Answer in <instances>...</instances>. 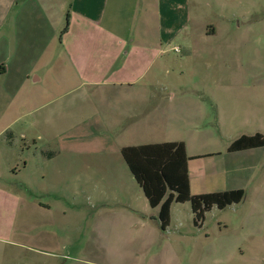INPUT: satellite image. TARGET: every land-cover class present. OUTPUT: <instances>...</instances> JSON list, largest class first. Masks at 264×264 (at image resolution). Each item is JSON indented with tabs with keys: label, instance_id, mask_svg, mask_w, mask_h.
<instances>
[{
	"label": "rangeland",
	"instance_id": "374dc122",
	"mask_svg": "<svg viewBox=\"0 0 264 264\" xmlns=\"http://www.w3.org/2000/svg\"><path fill=\"white\" fill-rule=\"evenodd\" d=\"M162 3L161 33L149 32L148 39L139 31L135 34L140 47L155 45L159 35V49H136L130 56L137 81L134 89L155 96L150 99L145 127L156 137L148 141L184 143L188 155L203 156L191 160V166L207 175L218 169L228 171L227 188L244 190L245 199L225 210L212 208L201 226L195 225L190 203L175 204L171 224L164 232L158 209L149 206L152 231L146 247L124 227L106 240L93 226L98 210L92 206L98 195L92 190L89 195L84 193V186L92 188L95 179H44L41 163L35 159L34 153L48 146L56 123L76 114L85 118L96 114L93 122L74 135L79 137L76 150L86 153L100 148L92 141L96 138L93 124L102 116L101 99L63 96L53 104L54 113L38 111L36 115L45 138L37 141L38 150L30 142L29 116L16 126L26 136L16 138L17 148L7 146L4 153L0 147V264H264V148L228 151L244 135L264 136V0ZM92 6L93 1L86 0L85 11L91 15ZM54 16L56 25L57 12ZM132 16L136 27L140 19L137 14ZM146 20L148 29L154 30L157 20L150 16ZM59 51L52 53V70L39 71L44 78L35 85L39 95L44 89L58 97L63 94ZM171 94H175L173 99L163 98ZM21 100L22 106H28L24 97ZM13 102V98L0 97V127L13 116L8 111ZM21 110L24 116L25 107ZM5 137L0 136V146ZM109 148L112 154L107 163L119 177L110 179L112 183L103 179L101 186L117 189V180L122 184L115 193L125 196L133 175L121 147ZM25 161L30 163L27 172L23 170ZM15 163L23 171L20 175L11 169Z\"/></svg>",
	"mask_w": 264,
	"mask_h": 264
},
{
	"label": "crops",
	"instance_id": "0c3cea01",
	"mask_svg": "<svg viewBox=\"0 0 264 264\" xmlns=\"http://www.w3.org/2000/svg\"><path fill=\"white\" fill-rule=\"evenodd\" d=\"M92 1L93 15L85 11L86 0H0V66L6 69L0 75V97L14 100L12 109H8L13 116L11 115L7 124L0 127V136H6L0 147L4 153L7 146L9 149L17 148L16 138L20 136L25 139L26 136L21 134L20 127L16 132V126L23 117L29 116L28 126L33 133L30 142L35 143L38 150L37 141L45 139L41 134L39 117L36 116L38 111H45L47 115L54 113L55 101L67 95L74 94L77 99L87 98V95L93 99L100 98L103 113L100 112L102 116L98 123L93 124L96 138L92 141L99 149L86 153L76 150L79 137L75 138L74 135L87 122H93L96 118L95 112L88 118L76 114L69 121L64 118L62 123H56L58 127L55 133L47 139L48 146L38 150L39 153H34L35 159L41 163L44 179H95L91 184L92 188L84 186L85 194L89 195L88 190H92L98 195L92 206L98 210L92 218L94 229L107 240L120 227L128 228L129 235L136 237L138 242L143 241L141 246L146 247L145 242L149 241L148 234L152 231L148 216L150 204L134 176L129 179L131 185L125 196L115 193L120 190L121 182L115 181L117 189L114 190L103 188L101 183L103 179H109L110 182V179L119 177V172L110 169L107 163L112 154L109 146L113 145L115 149L121 147L122 151L126 147L164 144L148 141L150 137H156V134L147 133L145 127L150 99L155 96L148 91L134 89L137 81L133 61L130 60L136 49L144 52L159 49V35L155 45L141 44L142 48L137 45L140 43L135 34L139 31L147 37L149 32L161 33V28L158 31V27L163 15V3L162 0ZM56 12L58 19L55 25ZM135 14L140 19L136 27L133 23L135 17L132 16ZM141 15H145V18H141ZM149 16L157 20L152 31L148 29L149 22L146 20ZM87 33L90 34L86 35ZM56 39L59 40L57 44ZM54 50H60L58 56L64 72L61 86L63 94L58 97L44 89L39 95L40 89L35 88V85L44 81L39 71L52 70ZM23 97L28 106H22ZM174 97L175 94H171L163 98ZM23 107L24 116L21 110ZM96 112L98 114L97 109ZM188 156L193 160L203 158ZM190 162L189 178L193 195L234 190L227 188L228 171L218 169L214 174L207 175L196 166H191ZM19 167L18 163L11 167L15 175L23 173L18 170ZM29 169L30 163L25 161L23 170L27 172ZM32 171L31 169V173ZM113 195H120L123 200Z\"/></svg>",
	"mask_w": 264,
	"mask_h": 264
},
{
	"label": "trees",
	"instance_id": "16d2710c",
	"mask_svg": "<svg viewBox=\"0 0 264 264\" xmlns=\"http://www.w3.org/2000/svg\"><path fill=\"white\" fill-rule=\"evenodd\" d=\"M6 69L0 66V75ZM264 148V136H242L228 149L230 153ZM122 157L135 180L142 188L151 208L159 209L161 228L166 231L171 224L174 204L190 203L195 215V225L201 226L206 213L212 208L220 210L238 205L246 196L244 190L193 195L190 189L189 162L184 143H164L123 148Z\"/></svg>",
	"mask_w": 264,
	"mask_h": 264
}]
</instances>
